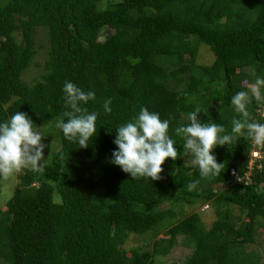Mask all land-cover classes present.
Masks as SVG:
<instances>
[{"label": "trees", "instance_id": "obj_1", "mask_svg": "<svg viewBox=\"0 0 264 264\" xmlns=\"http://www.w3.org/2000/svg\"><path fill=\"white\" fill-rule=\"evenodd\" d=\"M104 30L112 34L100 41ZM201 48L211 64H198ZM40 51L42 72L28 84ZM256 76H264V0H0V121L20 111L46 137L55 131L42 140L44 173L22 170L0 209V264H160L179 239L191 251L179 264H264L250 250L264 229V158L249 167L258 146L240 138L215 147L221 174L201 178L175 134L196 108L201 122L230 131L231 98ZM65 81L96 94L86 107L99 112L97 134L86 149L55 127L68 110ZM142 107L170 120L178 152L156 181L110 163L116 129ZM248 111L264 123V100ZM198 203L214 208L208 228L197 213L177 220ZM131 236L150 243L126 248Z\"/></svg>", "mask_w": 264, "mask_h": 264}, {"label": "clouds", "instance_id": "obj_2", "mask_svg": "<svg viewBox=\"0 0 264 264\" xmlns=\"http://www.w3.org/2000/svg\"><path fill=\"white\" fill-rule=\"evenodd\" d=\"M62 91L68 110L56 119L55 127L64 139L86 149L97 134L99 112H89L86 107L96 99V94L70 81H65ZM254 100H264V76H256L254 82L247 85V90H241L231 98L230 104L237 116L231 121L230 131L211 120L201 122L198 119V114L202 113L200 108L188 113L186 126L175 129V134L184 141V156L190 157L191 165L199 170L201 178H214L221 174L223 164L217 163L213 154L215 147L226 146L240 138L251 140L253 145L264 146V123L252 122L248 111V106ZM111 103V99L104 102L105 114L111 112ZM39 128L26 113L20 111L0 121V178L7 179L26 169L44 173L47 146L42 140L46 136L38 131ZM169 128V119L162 120L159 113L142 107L138 114L116 129L113 141L116 147L111 153L110 163L129 174L133 180H159L165 160L175 161L178 158ZM256 150L250 154L249 167L255 161H261L260 157L254 155ZM198 183L190 182L188 190H194Z\"/></svg>", "mask_w": 264, "mask_h": 264}, {"label": "rangeland", "instance_id": "obj_3", "mask_svg": "<svg viewBox=\"0 0 264 264\" xmlns=\"http://www.w3.org/2000/svg\"><path fill=\"white\" fill-rule=\"evenodd\" d=\"M111 34H112L111 31L104 30L102 32L101 36L99 37V40L104 41ZM37 42H38V44H41L44 48L46 46L44 35L38 34ZM45 59H46V51H40L39 56H36V58H35V63H37V66H36V64H35V66H31L23 76V79L26 83L30 84L31 80L34 77H38L41 74L42 66H43ZM212 60H213V55L206 52V49L201 48V50L199 52V59L197 60L198 64L203 63L205 65H207V64L209 65V64H211ZM185 62L187 64L189 62V60L186 59ZM54 132L50 133L51 138L45 137L44 140H46V138H48V140L53 139L54 138V136H53ZM188 161L189 160L184 159L185 163L191 164L190 161L189 162ZM19 174H20V172L9 177V178H7V179L0 178V209L3 207L5 201L9 198V196H11V194L13 192L14 184H15V182L17 183L16 177ZM14 177H15V179H14ZM11 186H12V188H11ZM215 189H216V187H215ZM177 212H179V214L177 216V220H180L181 218L183 219L187 215L197 213L200 216L202 223L207 228L209 227V225L211 224V222L215 218L214 208L211 206L210 203H207V204L198 203L194 207H184L182 210L179 209ZM234 214H236V211H234ZM158 239H167V238L163 233H161V234H158L157 240ZM257 240L258 241L256 242V244L251 245L250 250H254L257 253H259V255L264 257V229L259 231V234L257 236ZM147 242L150 243V240L147 237L131 236V238L128 240L125 247L126 248H132V247H137V246H144L145 244H147ZM190 252L191 251L189 249H186L185 247H183L182 241H181V239H179L178 244L171 250V252L166 257H162L158 260H161L160 264H172V263L179 264L184 260V258L186 256L189 255Z\"/></svg>", "mask_w": 264, "mask_h": 264}, {"label": "built area", "instance_id": "obj_4", "mask_svg": "<svg viewBox=\"0 0 264 264\" xmlns=\"http://www.w3.org/2000/svg\"><path fill=\"white\" fill-rule=\"evenodd\" d=\"M263 116H264V113H263ZM261 147L262 146H258V148H257L256 152L254 153V155L258 156L260 158H262V157L264 158V156H262V153L260 152V149H262Z\"/></svg>", "mask_w": 264, "mask_h": 264}]
</instances>
